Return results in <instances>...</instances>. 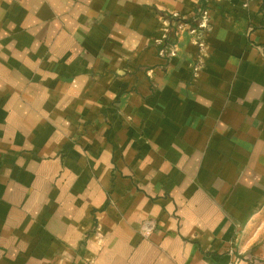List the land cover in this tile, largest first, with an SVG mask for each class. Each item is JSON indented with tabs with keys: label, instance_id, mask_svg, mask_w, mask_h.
Masks as SVG:
<instances>
[{
	"label": "crops",
	"instance_id": "0c3cea01",
	"mask_svg": "<svg viewBox=\"0 0 264 264\" xmlns=\"http://www.w3.org/2000/svg\"><path fill=\"white\" fill-rule=\"evenodd\" d=\"M245 3L0 0V264H264Z\"/></svg>",
	"mask_w": 264,
	"mask_h": 264
},
{
	"label": "built area",
	"instance_id": "2783aa9c",
	"mask_svg": "<svg viewBox=\"0 0 264 264\" xmlns=\"http://www.w3.org/2000/svg\"><path fill=\"white\" fill-rule=\"evenodd\" d=\"M246 3H245V7L248 6V3L251 1V0H244ZM202 15H205V12L201 13ZM172 22L175 23V26L179 29L183 28V27H189L187 24H184V22H182L181 19L179 18H175ZM190 28V27H189ZM161 55H165L166 51L165 50H161L160 51ZM144 232L149 234L150 232H152V230L154 229V225H153V222H150V221H147L145 222V225H144Z\"/></svg>",
	"mask_w": 264,
	"mask_h": 264
}]
</instances>
